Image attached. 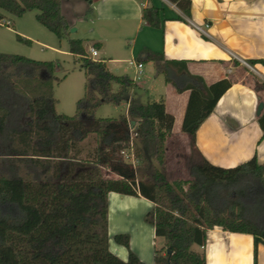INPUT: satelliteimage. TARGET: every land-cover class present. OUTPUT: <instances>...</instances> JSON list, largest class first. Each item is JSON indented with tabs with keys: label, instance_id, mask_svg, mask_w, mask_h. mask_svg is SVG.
I'll list each match as a JSON object with an SVG mask.
<instances>
[{
	"label": "trees",
	"instance_id": "trees-1",
	"mask_svg": "<svg viewBox=\"0 0 264 264\" xmlns=\"http://www.w3.org/2000/svg\"><path fill=\"white\" fill-rule=\"evenodd\" d=\"M61 1L0 0V11L21 16L36 10V20L61 38L68 29ZM169 1L190 16V0ZM142 20L158 27V8H145ZM68 50L86 77L84 95L71 116L54 111V61L0 53V264H206L205 253L193 246L204 247L213 227L252 235L256 264L257 245L264 243V163L253 157L224 169L202 159L189 165L187 180H168L151 158L163 163L173 115L161 102L130 100L135 81L114 75L104 61L89 58L82 39H69ZM144 52L167 84L177 92L189 91L181 131L193 144L199 125L231 81L223 78L206 86L187 71L184 61ZM247 62L264 67V58ZM253 87H260L259 82ZM124 100L127 116L93 117L98 106ZM258 121L264 137V110ZM90 136L94 145L83 156L81 145ZM130 148L143 162L139 170L122 154ZM110 192L154 204L144 221L163 239V246L154 248L151 263L130 250L126 233L115 234L113 240L128 250L127 259L110 251Z\"/></svg>",
	"mask_w": 264,
	"mask_h": 264
},
{
	"label": "crops",
	"instance_id": "crops-1",
	"mask_svg": "<svg viewBox=\"0 0 264 264\" xmlns=\"http://www.w3.org/2000/svg\"><path fill=\"white\" fill-rule=\"evenodd\" d=\"M65 1L77 0H62L60 4L61 14L71 27L72 23L62 11ZM149 7L158 8V27L142 20L143 10ZM85 12L84 18L93 37L91 47L98 51L96 58L101 53L105 56L114 37L129 41L128 45L131 42L128 50L132 54L137 51L140 63L156 65L146 60L144 50L148 49L163 53L168 59L184 61L187 71L202 78L206 86L223 78L231 81L199 125L193 144L189 135L181 132L189 91L177 92L165 82L164 96L161 94L157 101L150 95L147 101L161 102L174 117L172 132L165 143L166 154L170 140L175 137L192 146V155L176 156L186 163L187 172L189 161L199 163L202 159L224 169L234 168L253 157L258 164L264 163V137L258 121L264 110V67L247 62L264 58V0H190L189 17L169 0H93L86 1ZM190 22L200 26L208 23L207 35L198 32ZM97 60L104 61L112 72L108 63L115 59ZM159 75V72L155 74L154 80ZM255 81L260 84L257 89L253 87ZM135 83L137 86L128 92L130 100L132 92L141 88ZM113 88L118 89V85ZM259 103L263 107L257 113ZM127 110L128 103L126 116ZM161 171L165 174L168 170L162 166ZM153 207L154 204L143 197L108 194V242L112 253L122 260L127 259L128 250L113 240L115 234L126 233L130 237V250L143 262H152L156 245L152 247L149 240L154 242L160 237H156L153 226L144 221V215ZM134 233L140 236L134 238ZM194 250L205 253L206 264H254V242L250 234L213 227L206 233L204 247L195 246ZM256 264H264V243L261 242L257 245Z\"/></svg>",
	"mask_w": 264,
	"mask_h": 264
},
{
	"label": "rangeland",
	"instance_id": "rangeland-1",
	"mask_svg": "<svg viewBox=\"0 0 264 264\" xmlns=\"http://www.w3.org/2000/svg\"><path fill=\"white\" fill-rule=\"evenodd\" d=\"M85 9L86 1H65L62 11L70 20L72 26L69 27L68 25V29L61 38H58L36 20V10L27 11L21 16H14L6 11H0L2 13L0 22L4 23L5 21H9V25L0 24V53L16 54L34 60L55 62L56 70L54 73L53 96L55 99L54 111L56 114L74 115L77 101L84 95L86 83L84 70L77 57L69 53L68 40L71 38L83 39V46L88 50L92 46L93 37L90 34L91 28L84 18L86 13ZM72 29H74V31H71ZM17 34L30 40L31 43L26 44L19 41L16 36ZM128 42L127 40L120 41L118 38L111 37L109 48L105 56L101 53L95 59L97 60L102 57H104L106 61L115 59V62L108 63L109 67L113 69L112 73L114 75L127 76L138 82L141 88H136L131 94V98L134 102L145 104L151 97L150 95H153L152 98L158 101L161 94L164 96V88L166 87L164 75L160 74L159 77L154 80L155 74L158 73L157 66L151 64L147 65L145 63H142V74L138 75L135 67L128 64L130 60L138 62L137 51L135 54L130 53L128 47L132 44L130 42L128 45ZM150 87L154 90H151ZM126 103V100H124L118 105L102 104L95 109L93 117L118 118L125 113ZM83 118L87 123L90 122L89 118ZM133 126L134 123L130 122V132L133 131ZM170 141L171 142H169L167 146L169 150L168 154L165 152L166 145L164 144L163 163L159 164L158 160L153 157L151 158L152 162L160 170L162 166L165 170H168L165 172V176L168 180H187L190 177L188 174L189 165L193 162H188L187 172L186 163L183 162V159L176 158V156L178 154L185 156L186 153L192 155V146L183 142L180 137H175ZM93 145L94 140L93 137L90 136L81 145L83 148L82 155L85 156V154L92 149ZM132 152L135 156L134 168L139 170L143 166V162L137 159L133 150ZM166 158H168L167 162L165 161ZM142 209H144V207ZM133 228L134 226L132 227V232ZM137 235L138 237L140 236V234L134 233L133 237L136 238ZM149 243L152 247L156 245L155 248H160L163 245V239L158 238V240L154 242L150 239ZM193 248H195V246H193Z\"/></svg>",
	"mask_w": 264,
	"mask_h": 264
},
{
	"label": "built area",
	"instance_id": "built-area-1",
	"mask_svg": "<svg viewBox=\"0 0 264 264\" xmlns=\"http://www.w3.org/2000/svg\"><path fill=\"white\" fill-rule=\"evenodd\" d=\"M190 23L194 26V28L198 32H200V33H202L204 35H207L206 28L209 27L208 23H205L203 26L197 25V24H195L193 22H190ZM0 24L9 25V22L8 21H5L4 23L0 22ZM97 55H98L97 49L94 48V47H90L89 53H88L89 58H91L93 60H96L95 58H96ZM242 63L248 66L247 62L242 61ZM128 64L129 65H133V66L136 67V71H137L138 75L142 74V63H140V62L137 63L134 60H130V61H128ZM122 154L125 157V160L131 162L134 165L135 156H134L131 148L123 150Z\"/></svg>",
	"mask_w": 264,
	"mask_h": 264
},
{
	"label": "water",
	"instance_id": "water-1",
	"mask_svg": "<svg viewBox=\"0 0 264 264\" xmlns=\"http://www.w3.org/2000/svg\"><path fill=\"white\" fill-rule=\"evenodd\" d=\"M71 31H74V29H72ZM262 107H263V104L262 103H259L258 104V108H257V113L260 112V110L262 109Z\"/></svg>",
	"mask_w": 264,
	"mask_h": 264
}]
</instances>
